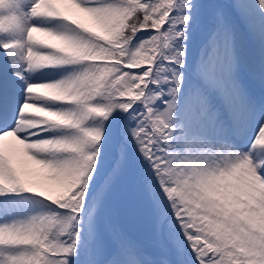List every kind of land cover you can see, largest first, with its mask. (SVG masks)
Wrapping results in <instances>:
<instances>
[{"label":"snow or ice","instance_id":"obj_1","mask_svg":"<svg viewBox=\"0 0 264 264\" xmlns=\"http://www.w3.org/2000/svg\"><path fill=\"white\" fill-rule=\"evenodd\" d=\"M0 264H264V0H0Z\"/></svg>","mask_w":264,"mask_h":264},{"label":"trees","instance_id":"obj_2","mask_svg":"<svg viewBox=\"0 0 264 264\" xmlns=\"http://www.w3.org/2000/svg\"><path fill=\"white\" fill-rule=\"evenodd\" d=\"M125 227L131 231L133 234L137 233L138 225L134 218L129 217L125 222Z\"/></svg>","mask_w":264,"mask_h":264}]
</instances>
